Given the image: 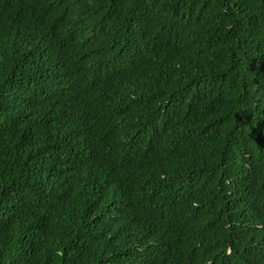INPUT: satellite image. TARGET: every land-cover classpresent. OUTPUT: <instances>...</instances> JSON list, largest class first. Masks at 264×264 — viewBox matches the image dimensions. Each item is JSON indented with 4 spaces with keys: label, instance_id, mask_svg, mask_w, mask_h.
Returning a JSON list of instances; mask_svg holds the SVG:
<instances>
[{
    "label": "trees",
    "instance_id": "obj_1",
    "mask_svg": "<svg viewBox=\"0 0 264 264\" xmlns=\"http://www.w3.org/2000/svg\"><path fill=\"white\" fill-rule=\"evenodd\" d=\"M0 264H264V0H0Z\"/></svg>",
    "mask_w": 264,
    "mask_h": 264
}]
</instances>
